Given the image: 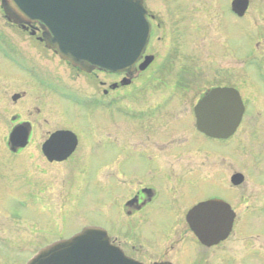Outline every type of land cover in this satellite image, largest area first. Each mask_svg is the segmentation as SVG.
Listing matches in <instances>:
<instances>
[{"label": "rangeland", "instance_id": "1", "mask_svg": "<svg viewBox=\"0 0 264 264\" xmlns=\"http://www.w3.org/2000/svg\"><path fill=\"white\" fill-rule=\"evenodd\" d=\"M231 2L146 0L147 8L162 23L152 41L156 59L131 87L128 83L115 92L109 86L120 84L121 77L103 73L77 75L29 33L14 34L4 19L0 2V76H3L0 77V154L6 155V135L14 128L10 123L12 116L19 114L35 130L33 142L17 158L23 171L17 174L15 182L5 181L4 187L33 199L29 213L24 208L25 202L18 197L5 205L15 215H29L37 231L33 232L29 219L25 220L27 228H12L3 216L5 205L0 206V233L5 236L6 244L19 252L18 264L35 249L69 238L84 226L107 229L130 257V216L123 208L130 197V105L159 101L176 84H188L191 88L176 96L174 103L179 105L163 109L159 117L175 116L173 112L179 111L184 101L195 104L196 96L201 98L213 86L234 87L241 94L246 114L226 149L232 151V158L235 154L236 161L230 158L229 174L241 172L245 182L233 195L232 190H226L215 180L201 181L198 194L205 198L218 195L236 208L238 216L244 212L234 226L237 232L214 249L217 256L210 264H264L263 250L252 249L240 259V231L247 230V235L264 233V209L259 206L260 198L264 197V188H260L264 185V168L255 156L264 143V135L256 136L257 129L264 134V126L260 124L264 119V0H249L250 7L243 18L233 15L229 9ZM175 47L181 52L182 62L173 64L172 74L157 72L162 65L164 69L170 68L168 62L170 57L174 58ZM13 62H18L22 72L15 69ZM34 68L37 77L32 74ZM105 89L110 91L108 95L103 93ZM14 94L21 96L17 102L12 99ZM91 100L99 101L100 105L94 106ZM58 130L72 131L79 145L69 161L49 165L42 157L41 146L49 134ZM242 151L247 161L240 163L238 156L243 155ZM222 162L216 159V165ZM0 165L11 163L2 157ZM32 181L37 183L35 196ZM240 195H245V202H240ZM175 224L170 219H155L143 235L146 241L158 244L162 239L160 226ZM196 248L203 258L213 251L204 249L200 243ZM225 251L232 256L230 259ZM4 253L12 260L7 251ZM0 260V264H5Z\"/></svg>", "mask_w": 264, "mask_h": 264}, {"label": "flooded vegetation", "instance_id": "2", "mask_svg": "<svg viewBox=\"0 0 264 264\" xmlns=\"http://www.w3.org/2000/svg\"><path fill=\"white\" fill-rule=\"evenodd\" d=\"M145 1L146 0H143V5L146 9V16L151 27L150 38L143 58L135 65V69L129 78L126 74H113L97 69L93 70L91 73H85L70 65L69 67L74 72H77V75L83 73L92 75L103 73L113 77H121L123 80L120 84L115 82L109 86V89L113 92L124 87V85L128 83H130L131 87L132 83L141 76L142 72L147 70L149 66L154 63L156 56L153 54L152 47L154 44L152 41L156 31L162 27L159 17L147 8ZM178 9L181 10L182 7ZM229 9L231 10V4L229 5ZM3 16L6 20L4 13ZM6 22L9 24L14 34H22V31L27 32L32 39L34 38L39 44L45 46L44 42L40 40L41 36H38L39 33L41 35L43 33V28L39 23H29L24 27L23 24L17 25L7 20ZM34 31L36 34L32 33ZM177 41L178 40L175 39V42ZM11 43L13 44V42ZM14 46L18 51L19 47L16 45ZM172 55H174V58L170 57V62H168V64L171 63L170 68L164 69L162 67L165 66L162 65L158 68L157 72L160 71L167 74L173 73V64L175 65L178 60L182 62V59L180 57L181 52H178L177 47H175V53H172ZM147 56H152L153 61L145 70L141 71L139 66ZM4 57L7 58L6 55H4ZM12 65L15 69L22 72L21 67L18 66V62H13ZM32 74L37 77L35 68ZM157 75L159 74H155V76ZM0 77H3L2 74ZM195 80L197 82V78H195ZM101 85L103 86L105 84L101 82ZM225 87L230 86L217 85L211 87L206 90L201 98L196 96L195 104L188 100L184 101L182 105H180L182 107L179 108V111L173 112L175 116L170 117H159V114L163 109H170L179 105L180 103H174L176 96L182 91H187L191 88V85L176 84L168 89L167 95L160 97L159 101L149 103L148 105L143 101H139V103L135 105L130 103V197L123 207L125 214L130 216V259L141 264H210L215 256H217L214 254V249L228 242L237 232L234 231V226L237 221H240L241 215H243L244 212L238 216L239 212L236 208L234 206L232 207L231 204L218 195L212 194L205 198L204 195L200 196L198 194L199 183L201 181L209 182L215 180L216 184L226 190H232L233 195H235V189L242 186L245 182V175L243 173L235 172L231 175L229 174V169L232 165L230 159L232 158V151L228 148L226 149V146L242 125L246 114V107L237 131L228 139H217L208 136L198 128V120L195 112L197 105L212 89ZM109 92L110 91L107 89L103 91L105 95H108ZM17 95L19 94H14L12 96L14 102H17L21 98L14 100V97ZM90 103H93L96 107H98V104L100 105V102L95 100H91ZM260 122H262L260 124L264 126V119L260 120ZM10 123L14 128L19 125H28L30 128V136L26 147L14 150L10 145V135L14 128L10 133L7 132L6 138L8 148L6 150V155L0 154V159L6 157L7 161L11 163V165H9L11 168H7L9 167L7 165L5 167L0 165V206L2 207L5 203H8V201L18 197L21 202H25L24 208L27 207L25 210L26 213H29L31 209L30 202H33V199L30 198L29 200L25 196L17 194L13 189L5 190L4 183L5 181L13 182V180L15 182V177L18 178L17 174L23 171L22 166L18 164L17 158L33 142L35 134L34 125L29 121L22 120L19 114L12 116ZM256 131V136L258 138L264 135L261 130L257 129ZM51 134L48 135L41 146V154L44 161L49 165L66 163L76 151L62 162H50L44 155L43 145ZM210 141L216 142L215 145H210ZM261 145V150H259L255 156L258 157V162L261 164L257 165L264 168V143ZM221 146H224L223 149H220ZM242 152L243 155L238 156L240 163L247 161L244 151ZM36 153L37 154L34 155V157H36L35 160H37L38 157V150H36ZM233 155L234 157L232 159L236 163L235 154ZM216 159H222L223 162L220 165H216ZM132 160H137L138 162L132 163ZM225 163H227V167L224 166ZM25 171H27V168ZM236 175H241L244 178V180L237 185L233 182V178ZM17 181H19V179H17ZM31 183L33 184V194L35 196L34 189L36 190L37 183L34 181ZM260 188L263 189L264 185L262 184ZM261 196H263V193ZM212 200H221L230 205L235 213V219L228 238L215 246L207 247L203 245L194 234L187 222V218L188 214L196 206ZM241 201L245 202V195H240V202ZM41 206L50 212L44 204ZM259 206L261 209H264V197L260 198ZM4 207L3 211H5L6 214L3 216L9 220V224L12 228H27V222L25 220L29 219L32 221L31 225L33 224V232L37 231L36 224L29 215H24L23 213L15 215L6 208V205ZM158 218L170 219L171 221H175L176 224L173 227L166 226L163 228L160 226L159 229L162 234V239H160L158 244L153 245L150 241H146L143 231ZM0 226H2L1 222ZM245 231H240V236L242 237L240 239V259L252 249L255 251H264V233L257 232L247 235V230ZM0 232H2V229H0ZM4 237L5 236L0 233V259H2L5 264H18V260H20V256H18L19 252L15 248H11L10 245H7ZM110 237L112 243L119 246L125 252L118 239L112 238V235ZM198 243L206 250H213L209 257L203 258L200 256L201 251H198L196 248ZM36 244V247H38V243ZM49 244H46L43 248ZM6 251L11 255L12 260L4 253ZM38 251L35 249L31 255L27 256L22 264H26ZM225 252V255H227V251ZM231 257L232 256L228 254V258L230 259ZM208 261L209 263H207Z\"/></svg>", "mask_w": 264, "mask_h": 264}, {"label": "water", "instance_id": "3", "mask_svg": "<svg viewBox=\"0 0 264 264\" xmlns=\"http://www.w3.org/2000/svg\"><path fill=\"white\" fill-rule=\"evenodd\" d=\"M5 16L14 24L38 22L44 30L41 41L61 60L91 72L134 71L150 36V24L142 0H0ZM249 0H234L233 11L244 16ZM153 61L147 57L140 66L145 70ZM20 96L14 97V100ZM245 108L234 88L212 89L197 105L198 128L208 136L226 139L238 128ZM30 128L19 125L10 135L12 149L28 144ZM78 146L70 131L53 133L43 145L50 162L69 158ZM237 180V181H235ZM244 180L236 175L234 184ZM235 213L227 203L212 200L199 204L187 222L200 242L211 247L230 235ZM27 264H141L111 243L102 228L87 227L69 239L56 241L41 249ZM166 264V263H161Z\"/></svg>", "mask_w": 264, "mask_h": 264}, {"label": "bare ground", "instance_id": "4", "mask_svg": "<svg viewBox=\"0 0 264 264\" xmlns=\"http://www.w3.org/2000/svg\"><path fill=\"white\" fill-rule=\"evenodd\" d=\"M245 15H246V14H245ZM245 15H244V16H245ZM244 16H243V17H244Z\"/></svg>", "mask_w": 264, "mask_h": 264}]
</instances>
